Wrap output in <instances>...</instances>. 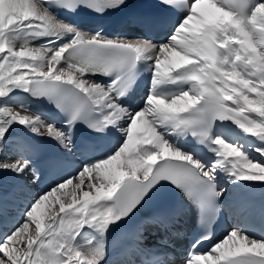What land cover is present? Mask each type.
Here are the masks:
<instances>
[{"label":"snow or ice","instance_id":"snow-or-ice-1","mask_svg":"<svg viewBox=\"0 0 264 264\" xmlns=\"http://www.w3.org/2000/svg\"><path fill=\"white\" fill-rule=\"evenodd\" d=\"M160 2L181 17L157 39L87 33L72 19L126 0H0V171L38 185L36 142L70 156L79 124L94 137V154L0 231V264H264V204L242 192L237 224L200 247L222 198L264 184V0ZM145 70L149 88L135 105ZM167 185L200 211V235L177 255L174 218H150L113 259L109 235Z\"/></svg>","mask_w":264,"mask_h":264}]
</instances>
